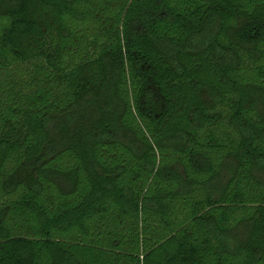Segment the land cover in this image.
<instances>
[{
	"label": "trees",
	"instance_id": "obj_1",
	"mask_svg": "<svg viewBox=\"0 0 264 264\" xmlns=\"http://www.w3.org/2000/svg\"><path fill=\"white\" fill-rule=\"evenodd\" d=\"M0 264H264V0H0Z\"/></svg>",
	"mask_w": 264,
	"mask_h": 264
}]
</instances>
